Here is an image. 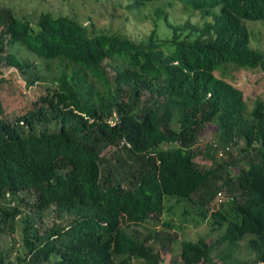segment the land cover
I'll return each instance as SVG.
<instances>
[{
    "label": "trees",
    "instance_id": "16d2710c",
    "mask_svg": "<svg viewBox=\"0 0 264 264\" xmlns=\"http://www.w3.org/2000/svg\"><path fill=\"white\" fill-rule=\"evenodd\" d=\"M176 1L151 8L140 39L50 12L35 25L0 6V264H163L179 241L177 264L264 261V100L249 107L216 74L224 63L264 71L246 22L264 20V0H179L182 21ZM12 46L54 73L26 106L3 99L5 69L39 79ZM187 224L210 228L180 240Z\"/></svg>",
    "mask_w": 264,
    "mask_h": 264
},
{
    "label": "rangeland",
    "instance_id": "374dc122",
    "mask_svg": "<svg viewBox=\"0 0 264 264\" xmlns=\"http://www.w3.org/2000/svg\"><path fill=\"white\" fill-rule=\"evenodd\" d=\"M113 0H0V6L10 9L15 16L21 19H29L33 24H37L38 18L42 13L50 12L54 16L70 15L79 21H83L85 24L93 23L96 29H111L121 30L128 33L135 39H140L144 32H149L154 26L150 19L153 18L151 8H165L169 0H153L146 2L143 7L144 10H130L127 6L133 2V0H120L121 7L114 8L110 5ZM153 3V4H152ZM176 4V17L177 21L184 20L186 13L190 14V11L181 10L184 8L183 3L179 0ZM154 5V7H153ZM127 15V18H126ZM187 17H190L188 15ZM186 17V18H187ZM200 19L199 14L195 11L191 15L192 21H198ZM127 21V23H126ZM247 25L251 32V46L253 48H260L264 51V20H247ZM159 37L165 38L169 34V29L165 22H157ZM16 53L20 59L25 60L28 64H31L32 71L36 70L39 79L34 86H28L26 79L21 75L16 68L5 69L4 81H3V99L4 103L8 104L13 101L15 105L21 102L23 106H26L32 99L36 98L37 92L46 88L53 89L54 87V73L52 68L49 67L47 61L41 59L34 53L28 51L26 47L12 46L9 49ZM30 69V70H31ZM35 72V71H34ZM217 76L224 77L227 81L231 82L244 92V96L247 100L249 107H252L256 99L262 98L264 100V71L259 68H240L233 63H224L221 68L216 72ZM2 79V80H3ZM20 111L22 107L18 106ZM216 127H210L206 133H204L203 141L212 143L216 139ZM206 143H203V145ZM221 151L217 156L222 157ZM202 155V154H201ZM199 156V163L203 167H208L212 164L211 159L202 155ZM53 214L47 218V222L52 221ZM184 229L180 231L181 239L196 240L200 236L206 234L209 231V225L202 224L195 226L194 224H187L183 226ZM145 231V228H142ZM16 239L15 252L13 258L21 252L18 249L21 247V232L20 228L16 233L9 235V239ZM180 241L174 244V253L167 254L166 261L163 264H177L180 254ZM241 257L249 258L250 253L246 251L239 252ZM135 264H145L142 261H136Z\"/></svg>",
    "mask_w": 264,
    "mask_h": 264
},
{
    "label": "clouds",
    "instance_id": "9594fccd",
    "mask_svg": "<svg viewBox=\"0 0 264 264\" xmlns=\"http://www.w3.org/2000/svg\"><path fill=\"white\" fill-rule=\"evenodd\" d=\"M110 122H111L112 124H114V120H111Z\"/></svg>",
    "mask_w": 264,
    "mask_h": 264
},
{
    "label": "built area",
    "instance_id": "2783aa9c",
    "mask_svg": "<svg viewBox=\"0 0 264 264\" xmlns=\"http://www.w3.org/2000/svg\"><path fill=\"white\" fill-rule=\"evenodd\" d=\"M259 264H264V261L263 262L261 261Z\"/></svg>",
    "mask_w": 264,
    "mask_h": 264
}]
</instances>
